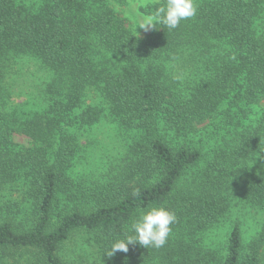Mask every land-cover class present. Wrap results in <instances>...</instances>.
Instances as JSON below:
<instances>
[{"label": "trees", "instance_id": "1", "mask_svg": "<svg viewBox=\"0 0 264 264\" xmlns=\"http://www.w3.org/2000/svg\"><path fill=\"white\" fill-rule=\"evenodd\" d=\"M195 4L197 14L176 29L161 25L139 37L109 0H41L34 6L0 0V107L10 93L5 83L15 57L36 58L52 75L43 110L25 117L0 113V190L24 183L35 207L26 225L11 214L0 220V264H86L82 254L77 260L66 250L80 234L85 237L74 245L80 252L93 247L101 264H260L264 239L245 246L238 224L223 256L203 254L194 237L228 213L236 177L245 184L246 199L264 207V171L252 181L242 178L243 164L264 138V117L242 129L247 108L264 100V33L255 29L264 0ZM93 87L118 125L136 137L131 158L112 181L80 192L73 180L79 150L74 128L101 119V108L84 107ZM223 105L224 128L234 137L198 177L187 178L205 159L194 140L197 125L211 124ZM15 133L29 137L32 146L16 144ZM157 206L177 216L164 247L137 243L126 253L105 254L134 220Z\"/></svg>", "mask_w": 264, "mask_h": 264}, {"label": "rangeland", "instance_id": "2", "mask_svg": "<svg viewBox=\"0 0 264 264\" xmlns=\"http://www.w3.org/2000/svg\"><path fill=\"white\" fill-rule=\"evenodd\" d=\"M19 1V0H18ZM28 6L39 4L41 0H21ZM163 0H109L116 14L121 17L127 28L139 37H148L161 30L162 26L157 24L155 29L144 31L137 27V13L147 15L152 13ZM36 5V6H37ZM255 29L257 32L264 33V11L256 20ZM185 76V75H184ZM182 76V77H184ZM52 75L33 57L22 56L15 57L9 63L6 86L10 91L5 105L0 107V113H16L18 117L29 115L30 112L43 110V99L45 90ZM11 94V95H10ZM45 105V104H44ZM94 106L103 110L101 119L91 127H75L74 133L77 134L79 150L74 160L73 180L80 192H90L97 185H105L112 181L118 174L121 167L131 158L129 145L135 140L136 134L133 131L126 130L118 125L111 114L108 101L102 96L97 88L87 90L84 107ZM228 106L223 105L215 117L208 122L197 125L199 132L195 133L194 140L198 143L205 153V159L194 169V172L187 176L198 177L207 162L211 159L214 152L220 148L228 149V142L234 136L227 132L224 123L227 118ZM238 109V110H237ZM248 109V110H247ZM248 119H244L243 127L258 124L264 117V100L260 103L247 108ZM241 112L239 108H233L231 113ZM231 132H235L234 126L228 127ZM241 130V128H239ZM13 140L16 144L23 147H31L32 141L23 134L15 133ZM233 148V147H232ZM264 156V152H261ZM264 160H257L252 165V160L247 159L242 178L260 177V172L264 171L261 164ZM242 164L240 165V167ZM199 172V173H198ZM241 178L233 179V187L230 190L231 207L228 213L214 227L198 233L194 237V246L201 249L203 254L209 252L225 254L226 243L229 234L235 224H238L242 230L243 244L246 246L255 238L264 239V207L257 206L249 202L243 192L244 182ZM27 188L24 183L0 190V220L8 214L15 217L17 223L26 225L34 214V203L29 200ZM17 203L20 205L17 209ZM8 204L13 205L8 209ZM15 205V206H14ZM18 211L20 213H14ZM13 213V214H12ZM10 216V215H9ZM85 237L80 234L74 241H80ZM70 242L66 246L73 258L79 259L80 254L84 257L86 264H101L97 252L84 247L80 252L75 242ZM209 255V254H208ZM260 264H264V242L261 254Z\"/></svg>", "mask_w": 264, "mask_h": 264}, {"label": "clouds", "instance_id": "3", "mask_svg": "<svg viewBox=\"0 0 264 264\" xmlns=\"http://www.w3.org/2000/svg\"><path fill=\"white\" fill-rule=\"evenodd\" d=\"M197 14L195 0H164L152 13H137V27L144 31L155 29L157 24L169 30L176 29L182 21ZM235 59V57H232ZM261 138V137H260ZM264 138L260 139L259 151L251 157L252 165L257 160H264ZM264 168V163L261 164ZM137 193H134V195ZM177 222L176 213L163 206L152 207L143 212L126 229L123 239L114 241L106 255L111 257L117 251L127 252L129 245L139 244L145 248L160 249L164 247L172 233V226Z\"/></svg>", "mask_w": 264, "mask_h": 264}]
</instances>
